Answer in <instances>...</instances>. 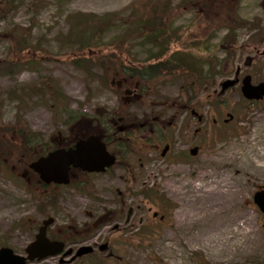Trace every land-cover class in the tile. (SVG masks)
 Returning <instances> with one entry per match:
<instances>
[{"label":"rangeland","instance_id":"1","mask_svg":"<svg viewBox=\"0 0 264 264\" xmlns=\"http://www.w3.org/2000/svg\"><path fill=\"white\" fill-rule=\"evenodd\" d=\"M11 3L7 6L0 0V10H4L0 16V129L12 125L18 128L23 123L31 132L41 135L43 143L65 147L81 134L101 133L99 121L123 126L129 121L149 120L152 129L157 130L154 139H150L153 145L161 146L165 139L170 140L176 144L175 151L180 152V137L186 136L183 107H188L186 118L193 128L199 126L196 116L203 117L204 130L197 139L202 148L196 159L186 165L181 162L185 156L180 155V163L166 165L152 151L145 153V167L135 171L140 182L127 198H122L132 204L148 201V209L159 216L165 214L167 222L159 227L150 213L143 226L135 223L122 233H113L106 227L102 236L110 245L107 252L74 264H264V215L252 202L254 192L264 186V100H244L240 84L222 93L220 90L222 81H240L245 75L251 77L254 85L264 82V56L260 55L264 44L257 47V52L248 47L254 36H264V0ZM162 3L168 7L163 24L176 31L171 38L178 43L176 57L186 62L189 59L193 68L199 67L202 76L191 74L183 80L181 76L173 78L166 74L142 81L120 74L111 65L86 72L73 67L64 57L72 49L63 43L64 37L76 17L108 13L119 16L102 37L103 45L108 47L131 23L132 28L136 23L143 24L154 9L160 11ZM231 20L237 29L227 34L226 21ZM242 23L247 25L241 27ZM209 26L212 28L206 33ZM225 35H231L230 45L236 38V46L228 52H210ZM24 37L37 57L41 55L39 65L29 66L25 64L27 58L21 61L12 54L13 42ZM132 43L137 61L156 50V43L144 38L135 36ZM44 52L56 59L44 57ZM98 56L92 57L96 60ZM5 62L12 63L13 73H2ZM49 80L55 81L67 96V114L55 115L40 100L37 88ZM228 113L233 120L223 123ZM79 114L86 119L75 121ZM169 122L172 124L166 130ZM14 143H18L17 139ZM6 152L11 158L5 161V170H0V247L8 246L15 254L24 255L39 223L47 218L38 212L41 195H59L57 211L48 209L54 222L47 236L69 243L93 223L89 222L93 214L116 211L121 200L118 192L127 188L123 171L116 168L89 178H72L71 184L82 185L84 192L90 189L94 200L72 186L42 187L37 175L27 168L32 162L29 157L13 163V150ZM141 184L148 191L150 187L155 189L153 200L142 196ZM161 196L174 205L163 204ZM59 259L51 257L39 264H59Z\"/></svg>","mask_w":264,"mask_h":264},{"label":"trees","instance_id":"2","mask_svg":"<svg viewBox=\"0 0 264 264\" xmlns=\"http://www.w3.org/2000/svg\"><path fill=\"white\" fill-rule=\"evenodd\" d=\"M13 1L16 0H4L7 6L12 4L11 2ZM10 7H7V10ZM2 12H4V10H0V16L2 15ZM166 12H168V7L165 3H162L160 11L154 9L152 14L145 18L146 22L143 24L136 23L137 25L135 24L132 28L131 23L129 29L126 30L124 34L119 36V38L111 41L108 47L103 45L102 37L105 31L108 30V28L119 18V16L108 13L107 15L102 16L85 15L84 17H76L64 37L63 43L72 47L69 52L64 54V57L73 67H77L86 72L93 67H100L103 70L106 67L104 65H111L116 66L119 69L120 74L128 78H138L142 81L154 80L155 78L166 74L173 76V78L181 76L183 80H186L189 76H191V74L202 76L201 72L198 71L199 67L198 70L193 68V62L189 59H187L186 62L184 58L176 57V55L179 54L178 49H175V46L178 43L171 39L173 36H176V31L174 32L172 29H169L170 26L163 24ZM129 18H131V14L129 15ZM243 25L247 24L242 23L240 26L242 27ZM254 27L255 26H253V28ZM211 28L212 27L209 26L206 33H208ZM225 28H228L227 34H231L232 30L237 29L235 22L232 20L231 22L226 21ZM135 36L141 39L144 38L149 42L154 41L156 43L154 46L156 50L150 52V54L143 59V61H137L135 53L132 52L134 48L132 41ZM211 36H214V34ZM230 36L231 35H225V39L218 45H215L210 52L216 50L215 53L219 54L220 52L230 51L231 48L236 46L237 42L235 38L234 44L230 45V43H228V38ZM263 44V35L260 38L254 36L251 42L248 43V47L254 50V48L262 46ZM10 48L12 50V54L19 60L22 61L24 58H27L25 64L29 66L39 65L42 61L38 59L41 55L37 57L36 50L34 47H31L29 40L25 37L24 39L15 40ZM209 53L207 55H209ZM34 55H36V57ZM42 55L53 60L56 59L54 55L52 56L45 52L42 53ZM93 55L99 56L95 60L92 57ZM11 65V62H9V64L7 62H5V64L3 63V66H1L3 71L2 73L6 75L13 73V70L10 67ZM185 84V88L189 89L190 85L187 84V82H185ZM37 91L39 92L40 100L55 115H64L68 113L65 110L67 96L59 90L55 81L49 80L44 82L40 88H37ZM85 119V116L79 114L74 120L78 121ZM99 122L101 123L100 126H102V129L106 130V126H104V124L107 125V123L102 124L101 121ZM19 126L21 127L17 128L15 125H12L10 128L2 126L0 129V170H5L4 168L7 166L5 161L10 160L11 158L6 151L13 150L15 156L14 153H10L13 159H16V162L13 163H20V158L29 157L28 159L35 161L37 157L43 156L48 151L59 147L51 146L49 142L43 143L42 136L28 130L25 124L21 123ZM97 134L101 133L97 132ZM16 139L18 142L17 144L14 143ZM38 146L41 147L40 150H38ZM8 157L9 159H7ZM23 166L25 168V165ZM70 186H72L74 190L84 193L87 197L93 199V195L90 194L91 191H89V188L88 191L84 192L82 185L70 184ZM42 187L46 186L42 185ZM58 200L59 195L57 193L41 195L38 199V212L48 218L50 214L48 211L49 208H52L54 211H57L59 208Z\"/></svg>","mask_w":264,"mask_h":264},{"label":"flooded vegetation","instance_id":"3","mask_svg":"<svg viewBox=\"0 0 264 264\" xmlns=\"http://www.w3.org/2000/svg\"><path fill=\"white\" fill-rule=\"evenodd\" d=\"M254 50H256V52L258 51L257 48H254ZM256 102H252V103H256ZM187 110H188V107L184 106L183 111H182L183 117L185 118L183 131L186 133V136L185 138L180 137V141L183 142L181 145L183 147L180 152L178 150L175 151L174 145L176 144H174V142L170 140L165 139L164 140L165 142L161 146L159 144L153 145V142L150 141V139L152 140L154 139L155 131L157 130L152 129L153 124L149 120L148 121L145 120V122H138V120L129 121L123 126H119L117 123L112 122L106 125V130H102L101 134H97L93 132L90 133V135L91 134L98 135L101 138V140L104 142V144H106V148L109 154L114 155L115 157V163L113 167L108 169L106 172L114 170V168L122 170L124 173V177H122V179L124 180L127 188L124 192H118L121 200H120L119 207L116 211H106V212H103L102 214H99L98 216H95L93 214L89 220V222H91L92 220L93 223H91L89 226H87L83 230V233L79 238H76L73 241H70L69 243H66L62 239L59 240V239H55V238L47 236L48 229L53 225L52 223V225L46 231L47 238L52 241L63 242L65 246H67L66 249L73 250L70 256H68L67 258H64L66 261L73 259L75 252L79 248L84 247V246L91 247L92 252L82 257H76L74 261H72L70 264H74V262H77V261H82L83 259H85V257L96 256L101 253H106L110 247L109 243L105 241V236H102L105 234L103 233V229H105L106 227H110L111 232L113 233H119V232L122 233V231L127 229L128 226L132 227L135 223H137V225L143 226L146 223L145 219H147L150 213H151L152 220L155 221L159 227H161V225L167 222L165 214L159 216L158 212L153 211V209L151 208L148 209V201L146 202L144 201L143 203H138V204L137 203L132 204L129 200L125 202L124 199L122 198L124 196H126L127 198L128 195L134 191V188H135L134 186H136L137 183L140 182V181L137 182L138 178L135 174V171L136 169L141 170L142 168L145 167V164H143L145 153H149L152 151L153 153L156 154V157H158L159 161L166 165L168 164L172 165L178 162L180 163L181 161L180 155L185 156V159H183L181 162H185V164L188 165V163L196 159V157L199 155L202 147L199 144L197 139H198V135L202 134L204 130V128L202 127L203 117L196 116L199 126L196 128H193L191 120L188 121L186 118ZM232 120H233V116H232V119H230L229 117L227 119H224L223 123H229ZM171 124L172 122L168 123L166 130L170 129ZM160 131L158 133H160ZM90 135L81 134L79 138H86ZM79 138H76L74 141L70 142L71 144L68 143L70 145H67L66 147H57V148H68L69 146H72V144L75 141L79 140ZM160 142H162V140ZM191 149H196L197 152L195 154H192ZM94 174L96 173L89 174V173H86V172H83L77 169H72L70 172V177H69L70 183L67 186H70L71 181L73 180L72 178H75V176L77 175L84 176L85 178H89ZM142 183L144 184L145 180H142ZM143 184H141V188L144 189L141 192L142 196L146 198L147 200L149 199L153 200L151 196L156 194L155 189L150 187L148 191L146 188L147 186H144ZM67 186H63V187H67ZM55 187L59 188L61 186L59 185ZM261 187L264 188V186H261ZM259 188H257L256 191H258ZM147 193L149 194V196ZM161 197L163 200V204L168 205V206L174 205L173 202H170L165 197L163 196ZM94 198L95 197H93V199L92 198H89V199L94 200ZM97 201H100V200H97ZM99 218H102L101 223L94 226V224L96 223V220ZM41 222L39 223V226ZM102 248H105V249L102 250ZM40 262H36V263L39 264Z\"/></svg>","mask_w":264,"mask_h":264},{"label":"water","instance_id":"4","mask_svg":"<svg viewBox=\"0 0 264 264\" xmlns=\"http://www.w3.org/2000/svg\"><path fill=\"white\" fill-rule=\"evenodd\" d=\"M264 56V51L260 53ZM240 85V93L244 100L256 102L264 99V82L252 84L251 77L245 75L241 81L237 78L222 81L221 93L229 88ZM232 119V116L227 114ZM195 154L196 149H191ZM115 163L114 155L107 151L106 144L98 135L91 134L86 138H79L68 148H57L48 151L45 155L37 157L27 165V168L37 175L38 180L44 186H67L70 183V172L77 169L89 174H103L112 168ZM252 202L260 213L264 215V188L254 192ZM53 218L43 220L34 235V239L25 247L24 255L15 254L12 248L0 247V264H29L42 260L61 257L60 264H70L76 257H82L92 252V248L84 246L79 248L73 259L66 261L64 258L70 256L72 249H66L63 242L49 240L46 236L47 229L52 225ZM102 218L96 220L94 226L101 223ZM105 248H102L104 250Z\"/></svg>","mask_w":264,"mask_h":264},{"label":"bare ground","instance_id":"5","mask_svg":"<svg viewBox=\"0 0 264 264\" xmlns=\"http://www.w3.org/2000/svg\"><path fill=\"white\" fill-rule=\"evenodd\" d=\"M210 193V195H213L214 193H212V192H209Z\"/></svg>","mask_w":264,"mask_h":264}]
</instances>
